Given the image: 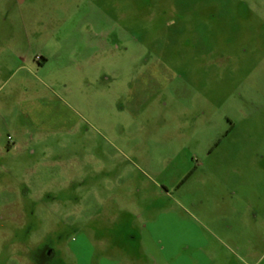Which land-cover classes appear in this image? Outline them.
Instances as JSON below:
<instances>
[{"label": "rangeland", "instance_id": "obj_1", "mask_svg": "<svg viewBox=\"0 0 264 264\" xmlns=\"http://www.w3.org/2000/svg\"><path fill=\"white\" fill-rule=\"evenodd\" d=\"M264 264V0H0V264Z\"/></svg>", "mask_w": 264, "mask_h": 264}, {"label": "flooded vegetation", "instance_id": "obj_2", "mask_svg": "<svg viewBox=\"0 0 264 264\" xmlns=\"http://www.w3.org/2000/svg\"><path fill=\"white\" fill-rule=\"evenodd\" d=\"M37 263L38 264H48V263H52L53 261L55 262L56 258H60L61 256H59L57 254V251L54 247V243H47L45 244L38 252L37 255Z\"/></svg>", "mask_w": 264, "mask_h": 264}]
</instances>
